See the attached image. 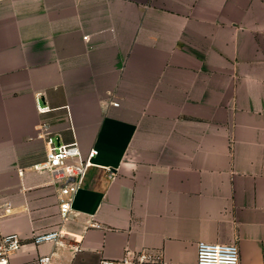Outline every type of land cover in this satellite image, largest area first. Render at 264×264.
<instances>
[{
	"label": "crops",
	"instance_id": "0c3cea01",
	"mask_svg": "<svg viewBox=\"0 0 264 264\" xmlns=\"http://www.w3.org/2000/svg\"><path fill=\"white\" fill-rule=\"evenodd\" d=\"M41 122L58 144L97 150L66 217L59 183L31 168L47 149ZM10 233L23 243L11 264L141 251L155 261L142 264H195L198 241L264 264V0H1Z\"/></svg>",
	"mask_w": 264,
	"mask_h": 264
},
{
	"label": "built area",
	"instance_id": "2783aa9c",
	"mask_svg": "<svg viewBox=\"0 0 264 264\" xmlns=\"http://www.w3.org/2000/svg\"><path fill=\"white\" fill-rule=\"evenodd\" d=\"M1 1V0H0ZM117 103H113L116 105ZM40 113L49 111L48 106H37ZM37 137L43 139L47 146L43 160L34 163L31 168L36 171L49 172L54 181L59 183V212L61 217H66L71 211V205L77 191L80 189L86 170L93 165L92 158L97 150L90 149L83 153L77 143H56L50 125L41 122L37 125ZM22 174V169L18 171ZM59 229L43 235L34 236L31 244L38 245L47 240L61 237ZM21 237L16 233L0 236V264H11L10 257L22 249ZM129 252L121 259L101 258L98 264H142L155 263L151 254L141 251L135 259H131ZM33 264H53L51 255H38ZM195 264H240L239 250L236 244L211 243L198 241L196 244Z\"/></svg>",
	"mask_w": 264,
	"mask_h": 264
}]
</instances>
